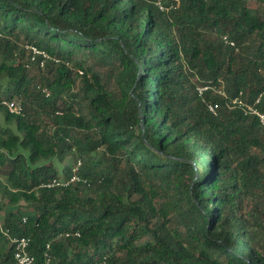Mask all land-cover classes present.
I'll list each match as a JSON object with an SVG mask.
<instances>
[{"label": "trees", "instance_id": "1", "mask_svg": "<svg viewBox=\"0 0 264 264\" xmlns=\"http://www.w3.org/2000/svg\"><path fill=\"white\" fill-rule=\"evenodd\" d=\"M155 1L0 0V264H264V0Z\"/></svg>", "mask_w": 264, "mask_h": 264}, {"label": "built area", "instance_id": "2", "mask_svg": "<svg viewBox=\"0 0 264 264\" xmlns=\"http://www.w3.org/2000/svg\"><path fill=\"white\" fill-rule=\"evenodd\" d=\"M178 1V0H174ZM156 6L159 8L161 12H168L170 8H175V5H172L170 7L166 6L163 2V0H156L155 1ZM177 7V5H176ZM25 50L29 53L30 61L36 62L37 59H41L40 66L45 67V63L47 61H53L55 63H59L60 60L57 57H52L48 52L36 47L35 45L27 44L25 45ZM80 74H83L82 71H80ZM40 89V86L38 87ZM209 86H200L198 87V93L201 97H203V94L209 90ZM43 93L46 94L47 97L51 96L50 91L46 88H42ZM216 92H218L220 95L224 96L226 98V105L229 108H240L242 111H244L246 114L256 115L259 117L261 124L264 126V112L260 111L258 106L263 102L264 100V91L256 98L254 103H249L247 100H245L244 95L242 92L239 93V95L228 98L223 90L217 89ZM0 105L6 107L10 113H13L15 115H23L24 113V107L22 103L18 99H7L5 97L0 98ZM209 111L213 114H216V111L219 108L218 103H211L208 104ZM81 162H78L73 167V175L69 179H53L48 181L47 183L43 184V187L46 188H53V187H65L70 185L74 182H84L87 183L85 179H82L78 174L77 171L80 168ZM24 222H26V219H24ZM2 222L0 219V230L2 231ZM7 234V233H6ZM71 236H79L78 233H66L65 237H71ZM62 237V235H60ZM11 242L13 244L14 249V256H15V264H35V256L30 251V239H27L25 237L21 238H11ZM47 249H50V246H47ZM50 256L47 253L46 254V262L45 264L50 263ZM93 264H104L102 261H95Z\"/></svg>", "mask_w": 264, "mask_h": 264}, {"label": "rangeland", "instance_id": "3", "mask_svg": "<svg viewBox=\"0 0 264 264\" xmlns=\"http://www.w3.org/2000/svg\"><path fill=\"white\" fill-rule=\"evenodd\" d=\"M249 6L251 8H256V4L254 2H249ZM25 47V46H23ZM25 49V48H24ZM29 53L26 51V59L27 60H30V57H29ZM32 74L35 75L34 77L36 78L35 79V82L34 84L36 83H43L45 82V78L48 77L49 75L46 73V71H43V67L40 66V68H38L37 64L33 65L32 66ZM100 71H102V73H104V76H106L108 74V71L109 69L106 67V68H102L100 69ZM0 85L2 87H5L6 86V82L4 79H2V77L0 76ZM2 96L5 95V96H8L9 93H3L1 92L0 93ZM55 96V95H54ZM62 99H68V94H63L62 95ZM0 124L2 125L3 124V112H0ZM68 165H72V167H74V160L73 159H67V161H65V163H63L61 166H60V174L62 175V171L63 169L68 166ZM63 176V175H62ZM263 218H264V215H263ZM148 238V236H146V239Z\"/></svg>", "mask_w": 264, "mask_h": 264}]
</instances>
